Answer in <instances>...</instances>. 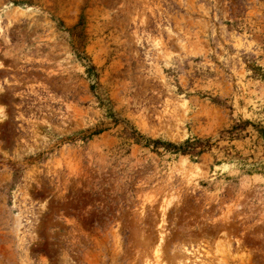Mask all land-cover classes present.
I'll use <instances>...</instances> for the list:
<instances>
[{"label":"rangeland","instance_id":"1","mask_svg":"<svg viewBox=\"0 0 264 264\" xmlns=\"http://www.w3.org/2000/svg\"><path fill=\"white\" fill-rule=\"evenodd\" d=\"M0 264H264V0H0Z\"/></svg>","mask_w":264,"mask_h":264},{"label":"trees","instance_id":"2","mask_svg":"<svg viewBox=\"0 0 264 264\" xmlns=\"http://www.w3.org/2000/svg\"><path fill=\"white\" fill-rule=\"evenodd\" d=\"M77 55L81 59L87 58L86 52L84 50V46H81V50ZM94 67L91 63L88 65V70L93 71ZM96 88H99V86H96ZM96 96L99 97L100 103L105 107V116L109 119V124L111 126H116V125H123L126 129L128 128L130 136L133 138H136L139 141L143 140V135L136 129L132 124L130 125L129 120L126 119L125 117L122 116L121 111L116 110L111 104H110V99L109 97H106L104 93L101 90L96 89ZM104 123L101 122V125H96L92 128L91 131L87 134V136L94 135V134H99L102 131L106 130L109 128L106 125H103ZM149 142L154 143V146H159L160 142L158 140H151L149 138H145L144 144L148 145ZM201 140H197L196 142H191V141H186L182 145H175L170 142L163 143L161 146H164L167 150H174L176 152H181V153H193L196 150V147L202 145Z\"/></svg>","mask_w":264,"mask_h":264},{"label":"bare ground","instance_id":"3","mask_svg":"<svg viewBox=\"0 0 264 264\" xmlns=\"http://www.w3.org/2000/svg\"><path fill=\"white\" fill-rule=\"evenodd\" d=\"M162 221H163V219H162ZM157 250H158V249H157ZM155 253H158V252H156V250H155ZM159 253H160V252H159ZM158 255L160 256V254H157V256H158Z\"/></svg>","mask_w":264,"mask_h":264}]
</instances>
